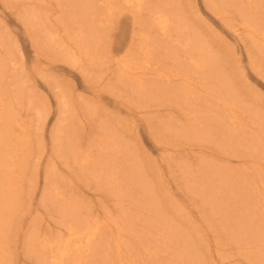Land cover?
Wrapping results in <instances>:
<instances>
[{"label": "rangeland", "instance_id": "374dc122", "mask_svg": "<svg viewBox=\"0 0 264 264\" xmlns=\"http://www.w3.org/2000/svg\"><path fill=\"white\" fill-rule=\"evenodd\" d=\"M11 1L15 6L0 0V55L6 64L7 96L19 112L16 132L26 138L28 154L19 171L23 173L19 182L22 203L3 247L7 264H37V255L28 254V241L38 234V239L54 242V236L66 232L64 204L80 205L94 225L97 219L107 222L111 217L130 216L121 222L122 234L101 229L105 249L95 254L94 264H264L263 221L252 226L262 228L263 236L255 238L239 221L245 204L252 203L255 183L264 174L255 172V182L245 183V176L253 175L251 148L243 136L240 144L237 140L228 144L225 126L207 114L215 110L212 104L217 95L236 109L257 112L254 118L262 125V136L264 57L242 36L235 14L219 9L217 0H180L193 31L201 32L209 43L205 50L196 51V57L211 66L197 70L183 60L172 61L166 51L156 54L160 68L170 71L171 63L179 62L194 83L199 82L191 101L194 108L202 109L195 113L211 135L208 140H197L176 133L184 115H192H187L188 103L177 106L167 99L162 83L140 96L130 85L117 81L111 62L108 66L101 62V67L97 62L89 64L79 52L69 56L71 48L70 52L78 50L77 42L72 34L66 35L72 28L66 30L59 20L66 17L55 0ZM212 4L220 13L208 7ZM120 20L111 23L119 24L111 32L117 46L131 36L133 28L129 14ZM176 44L179 57L185 58L182 43ZM210 57L214 58L211 62ZM139 60L144 64L143 53ZM220 79L227 80L226 88L216 83ZM106 134H112L117 144L128 143L131 169H137L147 185L148 192L142 195L140 176L137 184H130L133 194L125 208L96 174L81 170L75 156L78 151L82 156L97 149ZM263 153L258 154L260 162L254 158L261 169ZM17 163L22 164V157H17ZM228 174H239L241 187L235 181L228 189ZM245 187L250 188L245 195L251 196L246 203L240 193ZM150 199L156 201L152 206ZM259 206L264 211V204ZM163 216L169 222L164 229L155 222ZM106 249L108 259L103 258ZM119 249L128 257L124 262L119 260Z\"/></svg>", "mask_w": 264, "mask_h": 264}, {"label": "bare ground", "instance_id": "6f19581e", "mask_svg": "<svg viewBox=\"0 0 264 264\" xmlns=\"http://www.w3.org/2000/svg\"><path fill=\"white\" fill-rule=\"evenodd\" d=\"M37 1L35 0L36 3H38ZM217 1L219 9L231 10L235 14L233 19L238 22L242 36L247 38L250 45L253 44L264 57V0ZM55 3L66 17L64 19L62 18L64 16H60L59 20H62L65 27H68L66 30L72 28V33H66V35L72 34L74 41L77 42L78 48L76 47V49L78 50L70 52L73 49L71 48L67 52L69 56L78 55L79 52L89 59L87 60L89 64L97 62L102 65L104 62L103 66H108L111 62L115 66L117 81L130 85L140 96L150 94L157 84L162 83L167 99H173L177 106L181 103H188L187 115H192L191 118L184 115L182 126L178 127L176 133L188 138L195 137L197 140L209 139L210 132L206 131V125L201 123L202 121L196 114L200 113L202 109L194 108V101H191L195 97V89L199 82L195 84L194 77L186 73L184 67L178 64L179 62L171 63L173 69L170 71L158 66L156 54L161 51H166L172 61L183 60L197 70H202L205 65L211 66V63H205L204 60L196 57V51L205 50L206 47H209V43L201 32L193 31V24L187 22L186 11L180 0H55ZM6 4L15 6L11 0H7ZM214 4L207 6L214 12L220 13L217 12V6ZM229 13L231 12L229 11ZM128 14L133 23L131 36L126 38L122 45L117 46L111 32L118 28L119 24L113 23L111 26V23L119 21ZM114 19L116 20L114 21ZM69 35L70 38L71 35ZM182 38L181 42H174ZM176 43H182V54L185 58L179 57ZM116 51H122L121 55L114 56ZM137 53L138 58H136ZM142 53L144 64L139 60ZM212 60L214 58L210 57V62ZM5 71L6 64L3 56L0 55V264H7V261L4 260L3 247L8 239L12 220L22 203L19 182L23 173L19 171L23 168V157L28 154L26 138L19 137L16 132L20 120L19 112L7 96L8 88L4 86L3 81ZM212 75L209 74V76ZM216 83L226 88L227 80L223 82L220 79ZM216 91L221 92L219 88ZM213 101L215 102L212 106L219 113L213 109L212 113L207 112V114L213 119H217L216 122L219 125L225 126L224 139L227 143L230 144L237 140L240 144L243 136L244 141L248 143L246 147L251 148L249 156L254 164L250 168L253 175L245 176V183L251 186L255 182L253 177L255 172L264 174V169L257 167L260 165L258 154L264 151V129L260 137L262 125L254 118V113L257 112L252 113V110L247 108L236 109L226 101L222 102L217 95L213 97ZM204 110L206 111V109ZM220 112H225V114L221 116ZM250 120L253 122L252 128L247 129L250 126ZM111 135L106 134V139H100L101 144L97 149L87 150L82 156L78 151L75 156H77V163L81 170L90 172L91 175L96 174L98 181L109 188L111 194L115 196L116 203L125 208L129 203V196L133 194L130 184H137L138 176H140V188L142 187L143 190L140 191V194L146 195L148 190H145V186L147 187L145 178L137 169H131V152L128 143L117 144ZM254 142L256 143L254 144ZM17 157H22V164L17 163ZM254 158L259 159V162ZM256 163L257 166H255ZM130 170L134 173L130 174ZM224 170L226 172L228 169L224 168ZM226 180L228 189L234 187L235 181L238 188L241 187L239 174L232 177L228 174ZM255 184L252 203L245 204V211L240 214L239 219L253 238L263 236L261 227L252 228V226L256 222L259 223L258 220H262L264 223V211L259 206L261 203L264 204V178ZM249 189V187H245L240 190L244 203L251 199V196L245 195V190ZM54 194L56 195V192ZM149 195L155 197V193ZM154 202H156L155 199H150L149 205L152 206ZM61 211L67 220L65 222L66 232H59L56 237L54 236L56 238L54 242L48 240L47 237L44 238H47L48 241L44 238H40V240L37 238L38 234L28 241V254L37 255V264H83L87 260L94 264L95 254L97 256V253L101 252L100 248L105 249L102 241L105 231L101 229L105 228L111 234H122L124 226L121 222L130 219V216L124 214L126 217L119 219L111 217V221L107 222L97 219L96 225H94L88 217L84 216L86 212L80 205L64 204ZM155 222L161 224L163 229L166 228L164 225L168 226L169 224L165 216ZM119 241L121 242V239ZM117 254L121 262L128 258L122 254V249H119ZM43 255L46 256L43 257ZM109 255V250H103L104 259H108Z\"/></svg>", "mask_w": 264, "mask_h": 264}]
</instances>
